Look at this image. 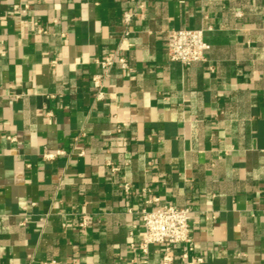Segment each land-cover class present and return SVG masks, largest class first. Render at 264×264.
<instances>
[{
    "label": "crops",
    "instance_id": "crops-1",
    "mask_svg": "<svg viewBox=\"0 0 264 264\" xmlns=\"http://www.w3.org/2000/svg\"><path fill=\"white\" fill-rule=\"evenodd\" d=\"M184 29L205 63L171 62ZM111 56L129 69L99 99ZM165 206L192 209V244L146 254L141 212ZM167 254L264 264V0H0V264Z\"/></svg>",
    "mask_w": 264,
    "mask_h": 264
},
{
    "label": "built area",
    "instance_id": "built-area-1",
    "mask_svg": "<svg viewBox=\"0 0 264 264\" xmlns=\"http://www.w3.org/2000/svg\"><path fill=\"white\" fill-rule=\"evenodd\" d=\"M141 8L143 7L141 6ZM15 9L21 13H26L29 6H26L25 9L16 6ZM137 16L136 12H129L125 14L124 21L129 24ZM238 16H241V13H238ZM209 50L210 45L206 41V30L184 29L169 32L168 52L171 62H177L184 66L205 63ZM100 64L105 74L94 76L92 82L98 91V98L103 99L104 81L113 66L118 64L123 69H129V66L126 58L120 56L108 57ZM119 132H121V129H119ZM11 141H15V138H12ZM57 155H64V152L60 151ZM52 157L54 156H47L48 159ZM125 190L129 191L130 186L126 185ZM192 214L193 211L189 207L165 206L162 209L143 210L141 212V219L145 227L141 244L143 252L147 254L149 247L155 244L168 246L192 244L190 225ZM87 224L88 222L84 220L81 227L86 229ZM172 262L173 258L169 254L164 256L163 264H171Z\"/></svg>",
    "mask_w": 264,
    "mask_h": 264
}]
</instances>
